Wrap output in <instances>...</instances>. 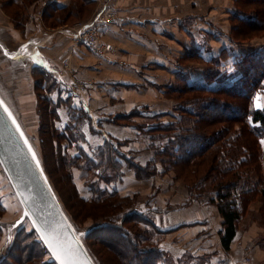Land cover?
I'll return each instance as SVG.
<instances>
[{
  "label": "crops",
  "instance_id": "crops-1",
  "mask_svg": "<svg viewBox=\"0 0 264 264\" xmlns=\"http://www.w3.org/2000/svg\"><path fill=\"white\" fill-rule=\"evenodd\" d=\"M33 2L45 7L35 14L32 7L31 17H24L20 27L4 14L8 21L0 20L1 45L11 53L16 49L33 53L39 48L51 72L33 66L29 59L16 61L0 51L4 94L17 97L25 110L30 106L34 112L38 104L34 69L44 70L57 82L58 87L50 93L58 104L56 127L60 132L71 121L70 109L79 110L78 147L90 153L108 145L113 166L106 171L119 175L110 178H118L119 193L135 195L136 210L161 230L157 238L166 264H264V225L255 217L260 201L251 203L225 248L220 234L222 217L214 203L190 199L182 183L166 174L159 161L153 174L143 177L130 166H146L152 160L143 127L177 120L179 110L171 92L205 83L209 61L223 50L245 54L260 47V42L237 43L233 39L237 1L85 0L82 13L81 3L73 4V0ZM104 4L114 18L99 27V37L111 44L112 51L97 54L75 41L72 32L91 20ZM53 6L59 8L51 10ZM0 11L4 13L1 7ZM72 11L77 14L66 18ZM48 13L52 15L49 20L57 17L64 21L47 25ZM41 43L46 45L38 46ZM64 58H68L67 67L62 65ZM225 66L209 87L227 83L222 79ZM254 103L264 107L257 105V99ZM123 114L127 117L118 121ZM34 119L38 121L35 112ZM75 142L67 145L68 153L77 150ZM62 144L68 142L63 139ZM246 256L249 262H245Z\"/></svg>",
  "mask_w": 264,
  "mask_h": 264
},
{
  "label": "trees",
  "instance_id": "trees-1",
  "mask_svg": "<svg viewBox=\"0 0 264 264\" xmlns=\"http://www.w3.org/2000/svg\"><path fill=\"white\" fill-rule=\"evenodd\" d=\"M33 1L35 0H28V3ZM236 1L237 14L234 16L231 33L235 42L242 43L255 37L258 34L255 32L260 29L264 31V7L259 8L260 2L264 4V0ZM16 2L18 0H0L1 7L4 9L17 6ZM78 2L81 3L82 13L85 0H73V4ZM252 5L256 8L246 10ZM57 8L59 6H53L51 10ZM71 14L77 13L72 11L66 15V18ZM50 17L52 15L48 13L46 19L48 23L45 22L47 25L57 26L64 21V18L58 20L57 17L49 20ZM260 56L264 62V44L245 54L223 50L220 55L213 57L207 66L205 83L187 85L176 92V99H179L177 120L167 124L159 123L155 126L143 127L148 135L152 160L146 166H140L138 163L130 164L139 177L153 174L155 163L158 161L161 166L163 165V171L176 167L177 174L185 177L183 178L188 184L192 198L216 205L222 217L220 234L225 248L229 247L238 222L251 201L261 196L264 211V174L260 162L261 141L264 140V107L254 106L252 96L256 87H250L249 84L247 86L245 83L251 78L250 70L253 75L263 74L262 70L261 73L255 74L249 66L252 59ZM227 58L232 59L233 66L241 71L240 78L236 83H222L214 89L209 87V83L217 78L225 66L224 61ZM34 70L35 76H39L36 79L37 99L38 102H42V105L38 104L40 105L38 110L45 115L41 121L39 120L40 140L41 143L51 144L53 148L50 150L53 154L59 155V160H63V168L68 175L65 171L60 173L68 179L72 190L79 195L73 181L72 167L82 168L86 172L91 169H94V172L98 171L93 173L97 176V180L85 179L88 182L87 187L91 197L84 201L88 200L89 203L94 204L93 208L123 209L117 222L96 225L98 226L96 229L109 228L120 231L106 244L108 250L118 254L123 264H166L167 258L159 247V238H157L161 230L156 228L143 212L137 211L133 202L126 207L127 200L131 202V198L120 197L116 187L118 178L111 180L109 176L112 173L106 171L108 167L113 166L109 159L112 150L107 144L98 146L90 153L78 147L75 141L81 139L76 126L81 117L79 110L72 109L74 112H71L70 109L68 115L71 116V121L65 123L59 132V128L55 125L59 119L58 104L50 94L58 87V84L44 70L39 68ZM188 92H196L198 95L187 99L179 98L181 94ZM126 117L127 114H123L117 119L124 121ZM63 139L68 144L63 145ZM74 142L77 150L70 154L66 147ZM100 166L105 167L98 170ZM189 166L190 168H187ZM116 177L119 175L116 174ZM3 211L0 204L1 215ZM128 221H132L135 226L143 227L140 230L137 229L134 234L127 228L121 232L120 227L123 222ZM25 235L32 236L31 233H25L23 237L18 238L14 248L0 264H54L43 259L45 251L40 243L32 240L30 244H23Z\"/></svg>",
  "mask_w": 264,
  "mask_h": 264
},
{
  "label": "rangeland",
  "instance_id": "rangeland-1",
  "mask_svg": "<svg viewBox=\"0 0 264 264\" xmlns=\"http://www.w3.org/2000/svg\"><path fill=\"white\" fill-rule=\"evenodd\" d=\"M43 2H45V1H43ZM34 3L35 2H33V4L32 3L29 4L28 0H24V1L18 0V2H16V4H15V5H17V6H15L16 8L11 6L8 9H4L3 7H1V4H0V7L2 8V10L4 12V13H2L0 11V20L8 21V18L5 16V15H7L8 17L11 18V20L15 23V25L20 27L22 25V20L24 17H27V19H29V17H31V14H32L31 8L32 7H33V9H35L33 14H35L36 11H38V12L41 11L45 7L44 5L43 6L40 5L41 7H39V5H36V3L35 4ZM262 7H264V4L263 3L261 4V2H260L259 8H262ZM14 8H15V10H14ZM253 8H256V7H254V5H252L251 7L247 8L246 10H249V9L252 10ZM255 33H258V34L255 37L251 38V40H248V41H251L250 43L260 42V45L264 44V31H261V29H260L259 31L255 32ZM252 41H254V42H252ZM262 61H263V59H261V56L257 59H252L249 66H251L250 69H253L255 71V74L261 73V70L263 71V74L262 75H253L252 70H250L251 78H250V80H248V82L245 81L247 86L249 84L250 87H256V89L254 88L255 90L253 91L252 100H253V104L255 105L254 100L257 99V105L258 106H264V62H262ZM225 67H226V69H224L223 71L226 74L222 79L225 80L226 82H232V83L235 82L236 83L238 81V78H240V74H241V71L239 70V68H237L236 66H233V60L232 59L226 62ZM36 77L38 79L39 76L36 75ZM218 81H220V80H218ZM171 95L175 98L174 103L177 104V102H179V99L178 100L176 99L177 94L171 92ZM193 95H198V93H196V92L183 93L179 96V98L180 97L186 98V99L188 97L192 98V97H194ZM199 96H201V95H199ZM38 104L42 105V102L39 101ZM38 104H37L36 111L34 110V112H35V117H37V120L41 121L43 119L44 114H42L41 111L38 110V107L40 108V105H38ZM36 114H37V116H36ZM38 121L36 123H34V126H36L35 134H34V130H33L32 126L29 129L31 136L33 135L31 137V141L34 143V145L36 146L38 152L40 153V155L42 157V161H43L45 170H46L47 175H48V177L52 183L51 187H53V189L55 190V192H56L55 194H57L56 196L62 205L61 207L63 208V211L65 212L69 221L71 222L74 230L77 232L78 235H80V237L84 243V246L86 247L89 254L93 257L96 264H123L120 261V258L117 256L118 254H116L112 250H108L107 245H106L108 242H110V240H112V238L114 236H116L118 233H120L119 230H111L109 228H104V229L90 230L87 233L84 232L85 229H88L94 225L102 224L104 222H109V223L117 222L120 218V214L123 211V209L119 208V209L115 210V209H108V208H101V207L93 208L92 206H95L94 204L89 203L88 200L84 201V200L89 199L91 197V192L87 187V183H88L87 181L97 180V176L93 175V173H96L98 171L94 172L93 171L94 169H91V170H89V172H86V170H83L82 168L76 169L75 166H73L72 167V169H73L72 170L73 171V181L77 187V190L79 191V195L76 194V192L72 190V188L69 185L68 179L64 178L63 175L60 173V172L65 171L63 168V162H62L63 160L62 159L59 160L58 154H53V152L50 150V148L51 149L53 148L51 144H49V143L46 144L44 142L41 143V140H40L41 130L39 129ZM47 137H48V135H47ZM262 141H264V140H262ZM262 141H261L262 148H261V154H260V162L262 165V172H263L264 143H262ZM192 166H193V164H192ZM187 168H190V166ZM99 169H100V167H99ZM184 171L185 170H183V172ZM108 172H110V171H108ZM164 172L166 174H170L171 177H173L174 179L179 180L182 183V185L186 188L190 199H194L190 196L188 184L186 183V181L184 179L185 177L179 176L177 174L176 167H170ZM65 174H67L66 171H65ZM114 174H116V173L112 172V175L109 177L111 178ZM157 177L161 180L162 175H159ZM85 179H88V180L85 181ZM5 183H6V180L3 182V180L0 179V204L4 209V211L2 212V215L0 214V220L7 222L6 224H4V223L2 224L3 228H2V226H0V253L2 251H3V254L6 253V250H1V249H2V246L4 245V240L6 241V238L8 237V234L10 233V235H12L13 237L11 239L9 238L10 239L9 240L10 245L7 246V247H9V252L3 258V260L10 253L12 248H14L15 242L18 238L20 239L21 237H23L25 233H31L32 236H26L25 235V237H24L25 240L23 241V244H25V243L30 244V243H32V240L40 243L42 245V247L44 248V251H45L44 255H43V259L47 260L49 262H53V261H50L52 259H51V254L48 251V248H46L44 246V244L38 240L37 234H35V231L31 225V223L29 222V220H27V218L24 217V220H22L20 223H17V225H15V227L12 226V224H13L12 220L14 218L17 219L18 216L20 215L21 206L19 205V203L16 200L13 193H11V189H10L9 185L7 183L6 184ZM100 183L101 182H99V184ZM101 185H102V183H101ZM120 197H125V196L123 194H120ZM126 197L131 198V202H129V200H127L128 206H126V207H129L130 205H132L134 203L136 196L135 195L134 196L126 195ZM255 201L261 202V204L258 208L257 215L255 217L262 225H264V211H263L261 196L257 197L255 200H253L249 203L243 217L250 210L249 206L251 205V203H253ZM6 225H9L8 229L9 228H11V229H10L9 233H8V231L5 232L6 233V235H5L3 229H4V226H6ZM134 226H135V224H132V221H128L127 223L123 222V225H122V227H120V229H121V232H124L123 230L125 228H127L128 230H130L131 233L134 234L137 232V229L140 230L141 227H143L142 225H141V227H139V226L134 227ZM131 249L129 250V252L131 251ZM168 262L169 261H167V263ZM54 264H55V262H54Z\"/></svg>",
  "mask_w": 264,
  "mask_h": 264
},
{
  "label": "water",
  "instance_id": "water-1",
  "mask_svg": "<svg viewBox=\"0 0 264 264\" xmlns=\"http://www.w3.org/2000/svg\"><path fill=\"white\" fill-rule=\"evenodd\" d=\"M46 44H40L42 47ZM0 51L6 56L16 61L29 59L35 67L42 68L51 72L46 61L39 55L40 49L37 48L33 53L22 52L16 49L11 53L5 50L1 45ZM57 70L54 71L56 73ZM34 112L32 107L25 110L23 104L18 101L17 97L4 94L0 87V179L6 183L11 189V193L15 196L21 212L17 219L12 220V226L24 220V217L31 223L35 234L40 242L48 248L51 254L50 261L60 264V260L56 259L48 245L41 238V231L46 236L56 237L59 247L62 251L68 253V259L71 264H96L93 257L89 254L84 243L74 230L71 222L61 207V203L55 194L51 180L45 170L42 157L36 146L31 141L30 127H33L34 134L36 126H34ZM38 137V136H37ZM27 141V143H25ZM31 148V151L29 150ZM35 153V159H33ZM39 161V165H37ZM5 183V184H6ZM27 213V215H25ZM7 222L0 220V226ZM9 225L4 226V233ZM98 226L94 225L85 229V233L95 230ZM39 229V230H38ZM84 233V234H85ZM6 235V233H5ZM5 237V236H4ZM13 236L8 234L6 241L0 253V262L9 252V240ZM10 238V239H9Z\"/></svg>",
  "mask_w": 264,
  "mask_h": 264
},
{
  "label": "built area",
  "instance_id": "built-area-1",
  "mask_svg": "<svg viewBox=\"0 0 264 264\" xmlns=\"http://www.w3.org/2000/svg\"><path fill=\"white\" fill-rule=\"evenodd\" d=\"M108 8L109 7L104 4L91 20L79 24L72 32V38L82 44L90 52L104 54L105 51H112L111 44L103 42L99 37V27L103 23L109 22L114 18V13ZM62 65L64 67L68 66V58L62 60ZM244 260L245 262H249V256H246Z\"/></svg>",
  "mask_w": 264,
  "mask_h": 264
},
{
  "label": "snow or ice",
  "instance_id": "snow-or-ice-1",
  "mask_svg": "<svg viewBox=\"0 0 264 264\" xmlns=\"http://www.w3.org/2000/svg\"><path fill=\"white\" fill-rule=\"evenodd\" d=\"M25 143H27V141H25ZM262 143H264V141H262ZM29 150L31 151V148ZM33 159H35V153H33ZM37 165H39V161H37ZM25 215H27V213H25ZM40 231H41V238L44 240L45 244L48 245L49 249L52 252V255L56 259L60 260V264H71V262L68 259V253L60 249L57 238L46 236L42 230Z\"/></svg>",
  "mask_w": 264,
  "mask_h": 264
}]
</instances>
